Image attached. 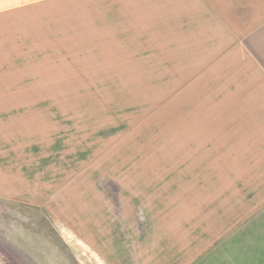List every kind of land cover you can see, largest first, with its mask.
<instances>
[{
  "label": "rangeland",
  "instance_id": "rangeland-1",
  "mask_svg": "<svg viewBox=\"0 0 264 264\" xmlns=\"http://www.w3.org/2000/svg\"><path fill=\"white\" fill-rule=\"evenodd\" d=\"M0 264H264V0H0Z\"/></svg>",
  "mask_w": 264,
  "mask_h": 264
},
{
  "label": "crops",
  "instance_id": "crops-1",
  "mask_svg": "<svg viewBox=\"0 0 264 264\" xmlns=\"http://www.w3.org/2000/svg\"><path fill=\"white\" fill-rule=\"evenodd\" d=\"M229 157V156H228ZM229 162H232V159L230 158V161Z\"/></svg>",
  "mask_w": 264,
  "mask_h": 264
}]
</instances>
